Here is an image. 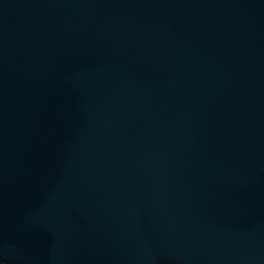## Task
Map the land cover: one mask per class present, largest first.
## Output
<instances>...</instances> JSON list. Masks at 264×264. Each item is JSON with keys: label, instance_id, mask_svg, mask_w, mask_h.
Listing matches in <instances>:
<instances>
[{"label": "water", "instance_id": "water-1", "mask_svg": "<svg viewBox=\"0 0 264 264\" xmlns=\"http://www.w3.org/2000/svg\"><path fill=\"white\" fill-rule=\"evenodd\" d=\"M0 264H264V0H0Z\"/></svg>", "mask_w": 264, "mask_h": 264}]
</instances>
